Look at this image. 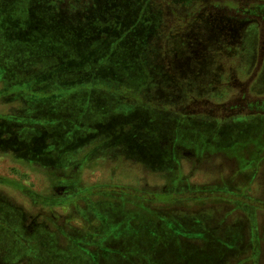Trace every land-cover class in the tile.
Here are the masks:
<instances>
[{
	"label": "rangeland",
	"instance_id": "obj_1",
	"mask_svg": "<svg viewBox=\"0 0 264 264\" xmlns=\"http://www.w3.org/2000/svg\"><path fill=\"white\" fill-rule=\"evenodd\" d=\"M204 2L230 25L192 19L203 0H0V127L25 117L18 128L54 135L57 156L93 153L60 182L66 170L17 156L0 131V264H264V0ZM198 38L205 70L178 52ZM82 108L87 135L69 121ZM138 116L166 123L179 167L108 148L105 122ZM15 183L68 202L35 203ZM36 244L44 257L24 258Z\"/></svg>",
	"mask_w": 264,
	"mask_h": 264
},
{
	"label": "trees",
	"instance_id": "obj_2",
	"mask_svg": "<svg viewBox=\"0 0 264 264\" xmlns=\"http://www.w3.org/2000/svg\"><path fill=\"white\" fill-rule=\"evenodd\" d=\"M200 2H202V0H200ZM205 6H207V4H205V2L203 0V3H201L200 7H198L199 12H197V14L195 16H193L192 19L199 18L201 20V18H202L207 23L208 22L209 23H215V25L218 24L217 25L218 27H221L222 26V23H223V25H228V24L230 25V22H229V21H231V18L230 17H227V18H224V16H222V17H220V16L218 17L217 16L216 17V16H214L215 14H211V13H209L208 10H205ZM236 8H238V10L241 11V12L243 11L239 7H236ZM245 27H247V26L246 25L245 26H242V28H241V26H237L235 29L239 31V30L245 29ZM206 30H207V27H205V31ZM198 37H200V36H198ZM202 44L204 46V42L202 41V39L201 38H198L197 40H193L192 42L188 43L187 45H185V47L183 49H181L180 51H178L179 54H180L179 56L180 57H184L186 59V63H189L190 65H194V63H196V66L193 67L195 70L196 69L205 70L207 68V65H208V64L206 65L207 62L204 60V59H207V57H204V52L201 50L202 49L201 48L202 47ZM51 50L52 49L50 47H48V46H42V47H40V50H38V51L39 52H42L43 54H47ZM64 53H62L61 56H59L58 58L57 57H54V56L51 57V59H54V60L57 59L56 64H55V62H53L51 64L47 57L44 58L45 59L44 60V64L46 65L45 69H47V68L48 69L49 68H51V69L54 68L55 69L56 66L59 64L58 62H61L62 60L63 61L65 60ZM48 62H49V64H48ZM75 94H76V96L78 98L80 97V102L81 103H84L83 100L84 99H87V98H84L83 99V97H82L83 94L80 91H77V93L75 92ZM83 106L80 105L79 108L80 107H83ZM83 108L81 110L77 111V113L74 112V114H73L74 116L72 118L73 120H70V117H69V121L71 123H73L74 126L76 125V129L77 130L78 129L80 130L81 135H87V133H89L91 131V126H90L91 123L87 120L88 117H86V116H89V115H87L85 113V110ZM95 115H96V113L93 111V116L95 118H97ZM108 116H111V115H108ZM108 116L107 115L106 116L103 115V118H106ZM9 117L10 118H14L15 116H12L11 115ZM77 117H79V120L78 121L76 120ZM89 117H91V115ZM21 118L23 120L26 119L25 117H19V120H21ZM108 118H106V119H108ZM130 118H129V120H128L127 123H126V121L125 122H119L121 119L118 120V121L112 122V124H111V122L110 123L109 122H105L107 128L110 127L112 129H114L115 134H116V136L118 138L117 141H116L117 144H113L112 143L113 145H111L110 142H108V148H111V147H114V146L117 147V148H119L120 145L123 144L122 145L123 147L121 149V151H123V152H126V151L130 150L131 148L132 149H138L139 148V149H141L143 151H146L147 149L150 148L151 149L150 153H152L155 149H158L159 146L157 144L160 143L161 139L163 137H166L167 138L168 133H164V131H166L167 130V127H168L166 125V123H164V122H160L159 123V121L157 122L156 119H153V120L150 119L149 120V123H147L146 126L139 128V126L142 123H144V122H141V118L139 117L136 121H135V119L134 120H131ZM29 120H30V118H29ZM31 120L32 121H36L34 118H31ZM52 120L54 122L55 121H58L57 122L58 125L61 124L62 122L63 123L66 122L65 121L66 119H64L65 122L59 120L58 118H52L50 121H52ZM134 122H136V123L134 124ZM107 123H108V125H107ZM52 124L53 123H49V125H52ZM109 124H111V126H109ZM28 128L29 129L32 128V129H30V132H28V134H25L26 132H24V130L25 131H29ZM28 128L21 129V132H22V134L25 137H27L30 140H32L31 138L33 136H35V134L37 135V133L39 131L43 132V130L41 128H39L38 126H36L34 124H31V126H28ZM64 130H66L65 132H68V128L67 127H65ZM141 131H143V132H141ZM109 132L110 133H114L112 130L111 131H108V130L106 131L105 130L104 132H102L103 134H101V136H102L101 138L99 136L98 138H94V139H98L99 140V138H100L101 140H105V138H107L106 141H108L109 138L113 136V134H110ZM77 134H78V132H77ZM153 134H155L158 137L155 138V136ZM53 138H54V135H49V136L47 135V137H43V138L40 137V138H38L37 141L38 142L41 141V143H42L45 140V142L47 143L46 144L44 142L46 144V146L48 148H51V143L54 142V139ZM153 138L155 140H153ZM48 140H49V142H48ZM78 140H79V138H78ZM78 140H76V144H78ZM37 141H34V142H37ZM106 141H104L103 144L106 143ZM168 141H171V144H172V147L173 148L176 147V145H179L178 143H176V141L173 138H169ZM88 143H90V142H88ZM153 144H154V146H153ZM78 145H80V144H78ZM84 146H86V144H84L82 147H84ZM125 147H126V149H125ZM168 147H169V144H167V148ZM62 148H64V147H62ZM51 149H53V148H51ZM78 151L76 152L77 154L75 153V155L72 156V157L65 156V154H64L62 157H60V159H59L58 162L53 163V164L52 163H49V162L44 163V161H41L39 159L40 158L39 156H35L34 154L33 155H34V160L36 158L37 159L36 160L37 162H41L42 165H43V167L46 168V170H48L51 174L55 175V173H56V179H59V177H61V176H59L57 174L56 167H62L63 170H66V173H63V180L60 181V182H66L64 180H67L68 181L69 179L73 178V167H75V166H77V167H86V165H87V158L93 157L92 156L93 153L86 152L82 156V158H80L79 161H78L76 155L78 156V154H80L82 152V151H80L78 153ZM28 159H30V158H28ZM46 166H48V167H46ZM64 167H70V168L69 169H65ZM2 181L3 180L0 179V182H2ZM14 186H16L19 190H21L23 193H25L26 195H28L35 203H38V204H50V205L53 206V205H59V204H61L63 202L64 203H67L68 202V201H64V200L58 199V198H61V197L65 196V195H63V196H61V195H55L56 197H49V196H46V195H42L39 192H36V191H33V190H29L26 187H24L22 185H19V184H16V183L14 184ZM130 188L131 187H129V189ZM123 189H128V188H126V186H124ZM141 192H143V193H141ZM141 192H139L138 194L141 195V196H143V197H148L149 199H151L153 201L154 200H158L160 202H164L166 200H169V198H172L173 197L172 193H168V192L167 193L166 192H155V191H152V192L141 191ZM194 193L197 194V192L195 190H192L191 191V194H194ZM208 193L209 194H212L211 192H208ZM69 195H71V194H69ZM8 202H10V201H7V202L6 201H0V204L1 203H8ZM15 207H16L15 209H17L16 210L17 211L16 213H18V215H20V217H21L22 216V212H23V208H19L16 205H15ZM12 210L15 211L14 208ZM21 221H22V224H24L23 217H21ZM0 240L2 241L3 240V237L0 238ZM39 246L40 245H37L36 244L33 248L29 249L24 258L30 259L32 257H41V256L44 257V255H45L44 254V251L41 250Z\"/></svg>",
	"mask_w": 264,
	"mask_h": 264
},
{
	"label": "flooded vegetation",
	"instance_id": "obj_3",
	"mask_svg": "<svg viewBox=\"0 0 264 264\" xmlns=\"http://www.w3.org/2000/svg\"><path fill=\"white\" fill-rule=\"evenodd\" d=\"M28 102L29 101H25V102H23V104L27 105ZM30 108H32V107L30 106ZM27 112H29V110H27ZM11 119L12 120H10V119L5 120V122H8L7 123L8 125L13 123L12 127H8L7 125L4 126V129H3V127H0V131H2V129L5 131L8 130L9 134H10V137H8V139H5V140H7V144H5L6 147L11 146V148L16 152L17 156L21 155L24 157V155H27V153L28 154L33 153L35 156H39L40 157L39 159L41 161H44V163L49 162V163L53 164V163H56L59 161L60 156H57L55 153H53V151H51L52 149L48 148L44 142H42V143L39 142L38 144H36V142H34V141H37V139L39 138L38 135L35 134V136H33L31 138L32 140H30L22 134L21 129H24V127L18 128V123L22 124L21 120L20 121L19 120L13 121V118H11ZM30 129H32V128H30ZM30 129H29V131H25V132L26 133L30 132ZM17 139H18V141H17ZM153 140H155V139L153 138ZM161 143H162V141H160L158 149H155L152 153H150V151H151L150 148L147 149L146 151H143L139 148L138 149H132L131 148L127 152H129L131 155L136 156V158L139 161L142 160L141 162L148 164L149 165L148 167H157V166H163V165L164 166L168 165V167H173V163H176V166H174V167H179V163H177V161L179 162V159L181 157L180 155H183V154H181V152L185 151L186 149L174 147V148H176L177 153H173L172 152L173 147H172L171 141H168V143H167V144H169L168 148H167V145L165 147ZM103 145L105 146L107 144L104 143ZM185 153H187V152H185ZM139 157H141V159ZM195 160H197V159H195ZM46 167H48V166H46ZM75 167H77V166H75Z\"/></svg>",
	"mask_w": 264,
	"mask_h": 264
}]
</instances>
